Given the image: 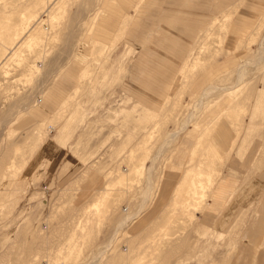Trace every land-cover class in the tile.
<instances>
[{
	"label": "rangeland",
	"instance_id": "rangeland-1",
	"mask_svg": "<svg viewBox=\"0 0 264 264\" xmlns=\"http://www.w3.org/2000/svg\"><path fill=\"white\" fill-rule=\"evenodd\" d=\"M0 264H264V0H0Z\"/></svg>",
	"mask_w": 264,
	"mask_h": 264
},
{
	"label": "bare ground",
	"instance_id": "bare-ground-1",
	"mask_svg": "<svg viewBox=\"0 0 264 264\" xmlns=\"http://www.w3.org/2000/svg\"><path fill=\"white\" fill-rule=\"evenodd\" d=\"M230 18V17H229ZM45 20V19H44ZM190 55H192V54H190ZM188 62V61H187ZM187 65H188V63H185L183 66V69H182V71H181V74L180 75H182L183 73L185 74L186 72V68H187ZM190 76L191 75H189V78H190ZM188 79V78H187ZM204 86V85H203ZM239 89H241L240 87L239 88H237V89H234L233 91V93L235 94L236 93V91H238ZM237 94V93H236ZM230 95H232V93L230 94ZM205 131L206 132H210V128H206L205 129ZM204 132V131H203ZM203 134L204 133H201V138H200V141L196 144V146H195V148H197V149H200L202 146H201V141H203ZM206 134V133H205ZM172 136V135H171ZM193 161L191 160V164H190V166H189V168L186 170V174H185V176L183 177V179H182V182H181V185H180V189H182V187H184L185 185H188V186H192V184H191V182H189L191 179L190 178H192L193 176H194V173H195V168H196V164H195V162L193 163ZM138 173H140V174H142L143 173V171L142 170H138ZM199 177H200V175H199ZM210 178H208V183L206 184V185H202V192H198V194H200V196L197 198V199H194V200H196L200 205H203V202H205V199H206V196L208 195V192L210 191V189H211V187L213 186V183H214V179H212L211 178V176H209ZM190 179V180H189ZM195 179V178H194ZM192 180H193V178H192ZM191 180V181H192ZM200 184V183H199ZM201 185V184H200ZM199 185V186H200ZM196 186V185H195ZM194 188V187H193ZM179 189V190H180ZM193 190H195V189H193ZM177 192H180V191H178L177 190ZM157 194V193H156ZM195 207H196V209H201V207L200 206H197V205H195Z\"/></svg>",
	"mask_w": 264,
	"mask_h": 264
},
{
	"label": "crops",
	"instance_id": "crops-1",
	"mask_svg": "<svg viewBox=\"0 0 264 264\" xmlns=\"http://www.w3.org/2000/svg\"><path fill=\"white\" fill-rule=\"evenodd\" d=\"M227 15H230V14H227ZM101 21L105 22V19H100V22H101ZM103 22H101V23H103ZM104 24H105V23H104Z\"/></svg>",
	"mask_w": 264,
	"mask_h": 264
}]
</instances>
